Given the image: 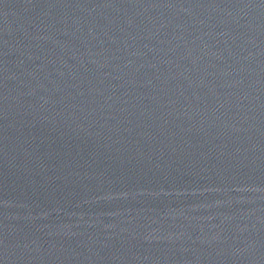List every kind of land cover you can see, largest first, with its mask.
<instances>
[{"label": "water", "instance_id": "95a60500", "mask_svg": "<svg viewBox=\"0 0 264 264\" xmlns=\"http://www.w3.org/2000/svg\"><path fill=\"white\" fill-rule=\"evenodd\" d=\"M0 264H264V0H0Z\"/></svg>", "mask_w": 264, "mask_h": 264}]
</instances>
